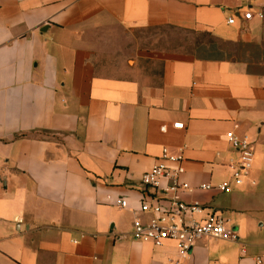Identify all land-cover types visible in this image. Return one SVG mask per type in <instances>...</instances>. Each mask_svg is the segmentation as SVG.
Listing matches in <instances>:
<instances>
[{"label": "crops", "instance_id": "1", "mask_svg": "<svg viewBox=\"0 0 264 264\" xmlns=\"http://www.w3.org/2000/svg\"><path fill=\"white\" fill-rule=\"evenodd\" d=\"M228 132L251 141L249 176L183 200L227 220L237 242L202 239L180 259L172 243L133 241L140 179L161 150L181 152L191 188L216 187L237 160ZM255 257L264 261V0H0V264Z\"/></svg>", "mask_w": 264, "mask_h": 264}, {"label": "built area", "instance_id": "2", "mask_svg": "<svg viewBox=\"0 0 264 264\" xmlns=\"http://www.w3.org/2000/svg\"><path fill=\"white\" fill-rule=\"evenodd\" d=\"M251 14L243 16L250 20ZM228 24L232 20L227 21ZM174 130H184L182 123L171 126ZM162 133L166 126L160 128ZM228 145L237 153V160L230 164L231 178L229 183L216 187L200 185L193 189L181 180L184 175V158L180 153H172L163 148L152 168L141 176L140 183L144 188L138 213L132 222L131 239L138 243H150L154 248H161L166 243H172L180 259L188 257L194 245L202 239L218 240L235 243L238 238L228 221L215 213L204 215L200 203H186L183 195L197 191L215 190L221 194L232 191V186H242L249 176L254 154L248 136H237L233 132L226 134ZM118 207L127 209L126 201H119ZM199 217V219H197ZM85 235L81 234V238ZM95 238V236H92ZM76 243V242H74ZM178 264V262L174 263ZM252 264H264L261 257H255Z\"/></svg>", "mask_w": 264, "mask_h": 264}, {"label": "rangeland", "instance_id": "3", "mask_svg": "<svg viewBox=\"0 0 264 264\" xmlns=\"http://www.w3.org/2000/svg\"><path fill=\"white\" fill-rule=\"evenodd\" d=\"M150 37L159 36L160 40H164L165 42H177L178 44H182L187 42L188 37L185 33L180 32H172L168 30H162V31H148L146 33Z\"/></svg>", "mask_w": 264, "mask_h": 264}]
</instances>
